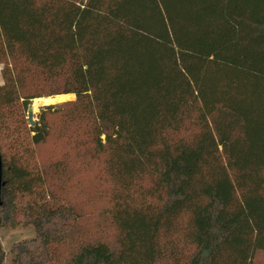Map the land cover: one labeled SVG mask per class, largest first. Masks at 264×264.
Returning <instances> with one entry per match:
<instances>
[{
  "label": "trees",
  "instance_id": "16d2710c",
  "mask_svg": "<svg viewBox=\"0 0 264 264\" xmlns=\"http://www.w3.org/2000/svg\"><path fill=\"white\" fill-rule=\"evenodd\" d=\"M0 65L12 264H264V0H0Z\"/></svg>",
  "mask_w": 264,
  "mask_h": 264
},
{
  "label": "rangeland",
  "instance_id": "374dc122",
  "mask_svg": "<svg viewBox=\"0 0 264 264\" xmlns=\"http://www.w3.org/2000/svg\"><path fill=\"white\" fill-rule=\"evenodd\" d=\"M2 65H0V71H1ZM2 81L1 79V72H0V82ZM72 94V93H69ZM59 95H64V94H59ZM54 96H58V95H54ZM40 98V97H39ZM74 98L72 99H68V100H62L59 102H63V101H71L74 100ZM34 100V99H33ZM40 107L37 110V112L35 113V119L37 121L38 119V113H39ZM56 127H59V124L56 125ZM62 146L61 141H58V139L54 136L51 137V139L45 144L42 145L41 148H39V154L42 156H47L57 150H59ZM90 176H87V178H84L82 180V189L79 188L78 192L80 197L83 199L86 198L87 195H90L93 190L91 188H88V190H84L83 189V185L88 186V185H98L97 181H93L92 179L89 178ZM88 180V181H87ZM104 206V201L100 198L96 199V201L92 204V208H96V209H101ZM35 235V230L34 227L32 225L29 224H23L20 225L18 227L15 228H9V227H5V228H1L0 229V241L2 244V248L5 252V260L3 264H12L11 263V248L13 246L14 243L20 241V240H24V239H29L31 237H33ZM264 259V254L262 252H258L255 255V262H263Z\"/></svg>",
  "mask_w": 264,
  "mask_h": 264
},
{
  "label": "bare ground",
  "instance_id": "6f19581e",
  "mask_svg": "<svg viewBox=\"0 0 264 264\" xmlns=\"http://www.w3.org/2000/svg\"><path fill=\"white\" fill-rule=\"evenodd\" d=\"M74 94H64L58 96L40 97L33 100V111L37 112L40 106L57 103L62 100H68L74 98Z\"/></svg>",
  "mask_w": 264,
  "mask_h": 264
},
{
  "label": "water",
  "instance_id": "95a60500",
  "mask_svg": "<svg viewBox=\"0 0 264 264\" xmlns=\"http://www.w3.org/2000/svg\"><path fill=\"white\" fill-rule=\"evenodd\" d=\"M42 106H44V105H42ZM42 106H40V107H42ZM26 119H27L29 127H34L36 125L35 113L33 111V100L27 105ZM2 186H3V182H2V160H1V155H0V205L2 204V200H1Z\"/></svg>",
  "mask_w": 264,
  "mask_h": 264
}]
</instances>
